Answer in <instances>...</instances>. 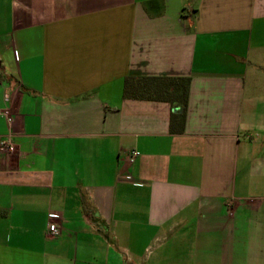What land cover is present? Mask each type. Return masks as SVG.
<instances>
[{"label": "crops", "instance_id": "crops-1", "mask_svg": "<svg viewBox=\"0 0 264 264\" xmlns=\"http://www.w3.org/2000/svg\"><path fill=\"white\" fill-rule=\"evenodd\" d=\"M0 109V264H264V0H0Z\"/></svg>", "mask_w": 264, "mask_h": 264}, {"label": "trees", "instance_id": "trees-1", "mask_svg": "<svg viewBox=\"0 0 264 264\" xmlns=\"http://www.w3.org/2000/svg\"><path fill=\"white\" fill-rule=\"evenodd\" d=\"M190 79L173 76L129 74L124 80V98L166 102L173 110L170 117L171 134L186 131V117L190 97Z\"/></svg>", "mask_w": 264, "mask_h": 264}, {"label": "built area", "instance_id": "built-area-1", "mask_svg": "<svg viewBox=\"0 0 264 264\" xmlns=\"http://www.w3.org/2000/svg\"><path fill=\"white\" fill-rule=\"evenodd\" d=\"M0 116L3 117V119L7 120L8 122L12 121L11 113L9 110H2L0 109ZM16 143L13 139V135H7L5 137H1L0 139V152L4 154H12L16 152ZM140 156V152L137 150H132L128 154V161L130 165H133L138 157ZM50 218V226H49V232L54 237H59L61 235V229L60 227L54 223V221L57 220L58 217H56L53 213L49 215Z\"/></svg>", "mask_w": 264, "mask_h": 264}, {"label": "water", "instance_id": "water-1", "mask_svg": "<svg viewBox=\"0 0 264 264\" xmlns=\"http://www.w3.org/2000/svg\"><path fill=\"white\" fill-rule=\"evenodd\" d=\"M174 111H176V109Z\"/></svg>", "mask_w": 264, "mask_h": 264}]
</instances>
